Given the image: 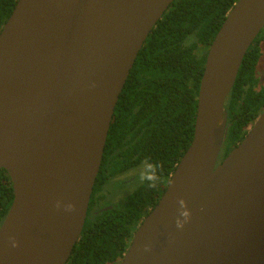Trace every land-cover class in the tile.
Listing matches in <instances>:
<instances>
[{
  "label": "water",
  "instance_id": "obj_1",
  "mask_svg": "<svg viewBox=\"0 0 264 264\" xmlns=\"http://www.w3.org/2000/svg\"><path fill=\"white\" fill-rule=\"evenodd\" d=\"M175 1L17 0L0 31V169L14 193L0 264L69 263L120 95ZM263 30L264 0H238L208 49L193 140L119 264H264V110L220 163L226 102Z\"/></svg>",
  "mask_w": 264,
  "mask_h": 264
},
{
  "label": "trees",
  "instance_id": "obj_2",
  "mask_svg": "<svg viewBox=\"0 0 264 264\" xmlns=\"http://www.w3.org/2000/svg\"><path fill=\"white\" fill-rule=\"evenodd\" d=\"M238 0H176L139 52L115 108L87 220L68 264H119L133 234L165 192L193 136L208 49ZM17 0H0V31ZM264 30L248 50L226 107L228 128L220 163L245 138L264 110L258 66ZM148 160L160 165L157 187L141 184L105 209L110 179ZM14 199L0 169V227Z\"/></svg>",
  "mask_w": 264,
  "mask_h": 264
},
{
  "label": "clouds",
  "instance_id": "obj_3",
  "mask_svg": "<svg viewBox=\"0 0 264 264\" xmlns=\"http://www.w3.org/2000/svg\"><path fill=\"white\" fill-rule=\"evenodd\" d=\"M160 165L151 163L148 160H145L141 164L139 171L138 179L141 182H147L149 187L155 188L160 181ZM181 206V216L183 219L177 218L176 225L178 228L183 229L185 224L191 219V212L188 210L187 201L184 199L179 200ZM61 202H57L56 207L59 209L61 207ZM65 207L66 211L72 212L75 210L74 204H67ZM12 246L18 247L19 243L14 238L12 239ZM146 251H150V246L145 247Z\"/></svg>",
  "mask_w": 264,
  "mask_h": 264
},
{
  "label": "rangeland",
  "instance_id": "obj_4",
  "mask_svg": "<svg viewBox=\"0 0 264 264\" xmlns=\"http://www.w3.org/2000/svg\"><path fill=\"white\" fill-rule=\"evenodd\" d=\"M262 47V58L258 66V77L260 84H264V42L261 45ZM137 172L140 171V168L135 170ZM117 182L112 181L107 186H105V199L104 202L108 205L113 204H119L126 200L127 196L131 193L132 190H134L136 187H138L141 184V181L137 178L135 182L129 186H126L123 189H117L118 185H116Z\"/></svg>",
  "mask_w": 264,
  "mask_h": 264
},
{
  "label": "flooded vegetation",
  "instance_id": "obj_5",
  "mask_svg": "<svg viewBox=\"0 0 264 264\" xmlns=\"http://www.w3.org/2000/svg\"><path fill=\"white\" fill-rule=\"evenodd\" d=\"M138 168H141V166H139V167H135V168H133V169H130V170H128V171H126V172H123V173H121V174H119L118 176H116V177H114V178H112V179H110L109 181H114V182H117L116 183V185H118V187H117V189H123V188H125L126 186H129V185H131L132 186V184L135 182V180L138 178V175H139V172H137V171H135V170H137ZM137 188V187H136ZM135 188V189H136ZM134 189V190H135ZM134 190H132L131 191V193L134 191ZM130 193V194H131ZM129 194V195H130ZM128 195V196H129ZM127 196V197H128ZM103 204L104 205H106V208L105 209H107V208H112L113 206H115V205H117V204H113V205H108V204H106L105 202H103Z\"/></svg>",
  "mask_w": 264,
  "mask_h": 264
}]
</instances>
